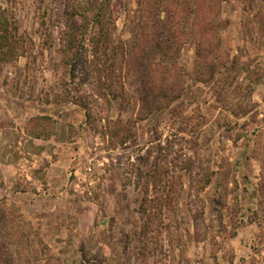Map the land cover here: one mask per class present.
Returning <instances> with one entry per match:
<instances>
[{
    "label": "rangeland",
    "instance_id": "rangeland-1",
    "mask_svg": "<svg viewBox=\"0 0 264 264\" xmlns=\"http://www.w3.org/2000/svg\"><path fill=\"white\" fill-rule=\"evenodd\" d=\"M99 1L0 0L33 40L0 70V264H264V0L216 7L208 38L225 67L197 80L186 40L172 68L181 105L147 118L134 78L116 69L124 97L106 100L62 63L63 25L49 20ZM137 2L110 0L113 39H130ZM155 157L169 169L158 182ZM145 188L155 200L142 218Z\"/></svg>",
    "mask_w": 264,
    "mask_h": 264
},
{
    "label": "trees",
    "instance_id": "trees-1",
    "mask_svg": "<svg viewBox=\"0 0 264 264\" xmlns=\"http://www.w3.org/2000/svg\"><path fill=\"white\" fill-rule=\"evenodd\" d=\"M222 1L225 0H138L133 17L128 18L130 39L124 41L112 38L110 0L87 3L83 9L72 3L66 12L56 11L49 22L63 25L59 51L72 80L77 67H83L94 77L95 88L103 98L111 94L114 99H121L124 97L122 91L117 93L112 87L118 69L123 77L135 79L143 113L141 118H147L155 112H175L180 107L184 91L180 84L182 75L173 77L172 68L186 40L196 47L197 80L208 83L219 72V67H225L216 57V47L208 38L221 27L216 7ZM18 28L14 18L0 10V70L32 51V38L20 33ZM43 44L50 46L51 41ZM212 58L218 62H211ZM81 106L87 107L85 103ZM134 124V121L127 126L119 124L120 143L131 136ZM117 131L120 132L114 130L110 136L118 135ZM157 159L155 157L154 168L147 173V179L153 182H158L161 174L169 172V169L165 171L159 167ZM206 182H209L208 178ZM145 189L146 195L140 205L142 218L148 213L147 206L155 200L148 198ZM168 196L164 198L167 205L171 204ZM146 222V228L150 226V230L159 227L152 221Z\"/></svg>",
    "mask_w": 264,
    "mask_h": 264
}]
</instances>
